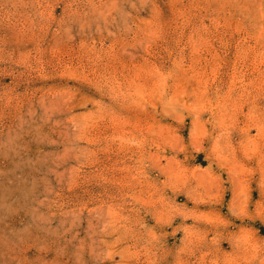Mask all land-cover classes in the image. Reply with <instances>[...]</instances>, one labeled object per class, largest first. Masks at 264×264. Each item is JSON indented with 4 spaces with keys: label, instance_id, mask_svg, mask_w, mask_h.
<instances>
[{
    "label": "rangeland",
    "instance_id": "obj_1",
    "mask_svg": "<svg viewBox=\"0 0 264 264\" xmlns=\"http://www.w3.org/2000/svg\"><path fill=\"white\" fill-rule=\"evenodd\" d=\"M0 264H264V0H0Z\"/></svg>",
    "mask_w": 264,
    "mask_h": 264
}]
</instances>
